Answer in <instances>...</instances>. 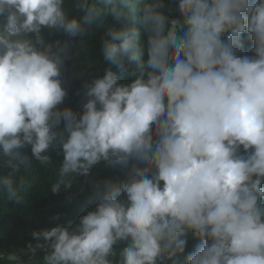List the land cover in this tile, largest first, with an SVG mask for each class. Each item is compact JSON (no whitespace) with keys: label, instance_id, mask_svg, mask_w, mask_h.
I'll return each instance as SVG.
<instances>
[{"label":"clouds","instance_id":"clouds-1","mask_svg":"<svg viewBox=\"0 0 264 264\" xmlns=\"http://www.w3.org/2000/svg\"><path fill=\"white\" fill-rule=\"evenodd\" d=\"M94 28L109 66L73 108ZM53 152L52 194L121 178L0 261L264 264V0H0V200L24 207Z\"/></svg>","mask_w":264,"mask_h":264},{"label":"trees","instance_id":"trees-1","mask_svg":"<svg viewBox=\"0 0 264 264\" xmlns=\"http://www.w3.org/2000/svg\"><path fill=\"white\" fill-rule=\"evenodd\" d=\"M102 34V28L90 30L85 37L87 55H85L84 50H81L76 57L77 64L87 62L88 59L97 61L98 68L96 72L89 70L82 76L73 78L72 61L68 62L69 66L65 77L69 81V97L66 100V104L73 108H77L80 103L79 98L74 95V92L79 87L81 81L89 79L94 75L102 74V70L109 66L107 63L102 62V58L99 55V40ZM73 51H76V49L74 48ZM61 159V156L53 152L52 166L47 171L37 164L36 184L27 193L28 202L25 201L24 207L18 208L11 204L6 205L0 200V249L11 250L22 247L31 239L30 232L33 229L48 228L54 226L55 223H64L69 219L75 221L86 208L93 206L94 200H89L88 197L91 195L96 181L104 178L119 180L122 175L118 169H110L100 164L87 177L85 190L81 191L85 178L79 177V186L73 185L67 191L62 190L59 194H52L47 183L51 181V178L55 179ZM68 195H74L73 199L68 200ZM57 213L61 214V219L52 222L50 218ZM188 247L191 246L188 244ZM42 255L43 253L38 250L35 258L40 259ZM0 264H7V262L0 261Z\"/></svg>","mask_w":264,"mask_h":264},{"label":"rangeland","instance_id":"rangeland-1","mask_svg":"<svg viewBox=\"0 0 264 264\" xmlns=\"http://www.w3.org/2000/svg\"><path fill=\"white\" fill-rule=\"evenodd\" d=\"M72 198H73V195H68V196H67V199H68V200H72Z\"/></svg>","mask_w":264,"mask_h":264},{"label":"water","instance_id":"water-1","mask_svg":"<svg viewBox=\"0 0 264 264\" xmlns=\"http://www.w3.org/2000/svg\"><path fill=\"white\" fill-rule=\"evenodd\" d=\"M85 188H86V184L83 185V189H85Z\"/></svg>","mask_w":264,"mask_h":264}]
</instances>
